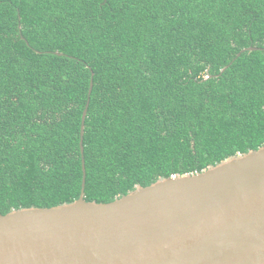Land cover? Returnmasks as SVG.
I'll use <instances>...</instances> for the list:
<instances>
[{
    "label": "trees",
    "instance_id": "trees-1",
    "mask_svg": "<svg viewBox=\"0 0 264 264\" xmlns=\"http://www.w3.org/2000/svg\"><path fill=\"white\" fill-rule=\"evenodd\" d=\"M88 100L87 201L258 149L264 0H0L1 214L80 197Z\"/></svg>",
    "mask_w": 264,
    "mask_h": 264
},
{
    "label": "water",
    "instance_id": "water-1",
    "mask_svg": "<svg viewBox=\"0 0 264 264\" xmlns=\"http://www.w3.org/2000/svg\"><path fill=\"white\" fill-rule=\"evenodd\" d=\"M88 106L80 197L0 213V264H264V145L110 202L87 201Z\"/></svg>",
    "mask_w": 264,
    "mask_h": 264
}]
</instances>
